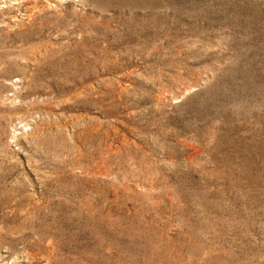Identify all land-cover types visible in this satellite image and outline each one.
Masks as SVG:
<instances>
[{
  "label": "rangeland",
  "instance_id": "374dc122",
  "mask_svg": "<svg viewBox=\"0 0 264 264\" xmlns=\"http://www.w3.org/2000/svg\"><path fill=\"white\" fill-rule=\"evenodd\" d=\"M0 264H264V0H0Z\"/></svg>",
  "mask_w": 264,
  "mask_h": 264
}]
</instances>
